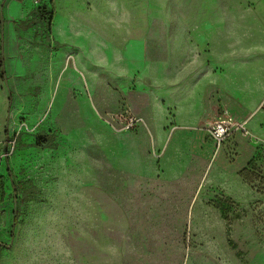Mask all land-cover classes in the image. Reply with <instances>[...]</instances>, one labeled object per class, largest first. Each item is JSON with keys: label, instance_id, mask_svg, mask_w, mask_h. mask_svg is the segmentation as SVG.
I'll list each match as a JSON object with an SVG mask.
<instances>
[{"label": "rangeland", "instance_id": "1", "mask_svg": "<svg viewBox=\"0 0 264 264\" xmlns=\"http://www.w3.org/2000/svg\"><path fill=\"white\" fill-rule=\"evenodd\" d=\"M176 11L188 18L171 19ZM149 13L154 63L162 44L205 46L214 70L229 61L234 72L252 45L264 53V0H149ZM11 113L8 100L0 264H264V143L235 173L210 158L174 180L133 179L110 168L96 134L84 145L50 126L57 148L41 149L33 136L44 122L10 125Z\"/></svg>", "mask_w": 264, "mask_h": 264}, {"label": "crops", "instance_id": "2", "mask_svg": "<svg viewBox=\"0 0 264 264\" xmlns=\"http://www.w3.org/2000/svg\"><path fill=\"white\" fill-rule=\"evenodd\" d=\"M149 19V0H0V113L11 100L10 125L44 122L37 133L55 125L84 145L92 132L110 168L133 179L174 180L210 158L239 171L264 143V53L252 45L234 72L229 61L214 70L205 46L162 44L154 63ZM122 109L135 129L109 120ZM224 115L248 133L216 146L206 127Z\"/></svg>", "mask_w": 264, "mask_h": 264}, {"label": "built area", "instance_id": "3", "mask_svg": "<svg viewBox=\"0 0 264 264\" xmlns=\"http://www.w3.org/2000/svg\"><path fill=\"white\" fill-rule=\"evenodd\" d=\"M44 0H34L36 6ZM109 120L122 131L135 129L140 120L129 109H122L112 115ZM206 130L216 146H219L228 136L234 132L247 134L246 121L238 120L230 116H219L207 124Z\"/></svg>", "mask_w": 264, "mask_h": 264}, {"label": "trees", "instance_id": "4", "mask_svg": "<svg viewBox=\"0 0 264 264\" xmlns=\"http://www.w3.org/2000/svg\"><path fill=\"white\" fill-rule=\"evenodd\" d=\"M44 10V8H42ZM36 138V146L43 149V148H51L55 149L57 144L55 143L56 136L53 133H37L35 135ZM37 190L34 187H31L27 190L29 194V199L35 200V193ZM24 201V200H22Z\"/></svg>", "mask_w": 264, "mask_h": 264}]
</instances>
